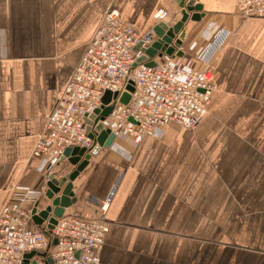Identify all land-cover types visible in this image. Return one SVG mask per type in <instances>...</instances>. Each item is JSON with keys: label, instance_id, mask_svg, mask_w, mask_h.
<instances>
[{"label": "crops", "instance_id": "crops-1", "mask_svg": "<svg viewBox=\"0 0 264 264\" xmlns=\"http://www.w3.org/2000/svg\"><path fill=\"white\" fill-rule=\"evenodd\" d=\"M198 1L205 14L188 20L182 59L202 70L205 49L221 43L199 124L138 142L119 134L73 181L68 212L95 216L111 196L101 264H264V17L242 18L237 0ZM115 4L142 32L160 9L167 22L181 16L173 0H0V212L20 194L27 209L51 204L33 150ZM61 163L60 175L75 168Z\"/></svg>", "mask_w": 264, "mask_h": 264}, {"label": "built area", "instance_id": "built-area-1", "mask_svg": "<svg viewBox=\"0 0 264 264\" xmlns=\"http://www.w3.org/2000/svg\"><path fill=\"white\" fill-rule=\"evenodd\" d=\"M237 13L243 18L264 17V0H237ZM168 14L160 9L156 22ZM158 39L154 28L142 32L126 21L116 4L105 10L34 147L33 156L41 160L42 168L48 167L49 174L61 162L66 148L90 150L94 146L97 122L92 119L89 124L87 119L107 106L103 102L107 91L118 92V96L109 103L113 108L102 119L104 127L117 135L125 133L136 142L148 133L161 135L164 127L173 123L187 129L199 124L214 90L212 60L221 43L205 49L200 57L206 64L202 70L176 53L161 55V51L153 58L154 66L146 65L150 57L137 62L144 54L138 47H149ZM130 84L133 91L127 88ZM126 92L130 98L123 103L120 98ZM27 196H12L0 212V264H23L25 255L32 251L46 253L32 258L38 264H101L99 250L110 226L107 212L111 196L101 201L95 216L65 211L51 231L47 222L30 227L34 207L23 206Z\"/></svg>", "mask_w": 264, "mask_h": 264}, {"label": "water", "instance_id": "water-1", "mask_svg": "<svg viewBox=\"0 0 264 264\" xmlns=\"http://www.w3.org/2000/svg\"><path fill=\"white\" fill-rule=\"evenodd\" d=\"M180 8L181 17L175 22H167L165 20L160 21L154 26V31L159 39L149 47L139 46L144 54L137 58V62L141 63L148 59L151 60L146 63L148 66H154L155 61L153 58L161 51L167 55L176 53L178 56L183 57L184 51L181 47L183 42L187 38V22L188 20L200 21L204 16L203 5L198 0H173ZM128 90L133 91L134 87L128 85ZM118 92L112 93L107 91L103 97V102L107 106L101 111L100 109L95 110L87 121L89 124L93 123L92 119L96 120V130L98 132L95 138V144L87 150L84 147H68L63 153V159H67L75 168L67 174L57 176L55 172H51L48 177L46 196L52 201L49 206L39 210L40 201H38L33 210L32 217L33 221L42 225L47 222V227L51 231L58 222V219L62 218L66 209L77 202V197L73 191V181L77 178L79 173L89 164L90 159L93 155L98 154L102 148H110L113 141L116 140L117 134L110 128L104 127L102 119L107 117L112 110V106L109 105L113 97H117ZM130 95L128 92L123 93L120 101L128 103ZM109 105V106H108ZM91 127L88 126V130ZM57 177H56V176ZM54 244L57 243L55 238ZM36 255L45 256L46 253H38L32 251L27 253L24 257L23 264H38L37 259H32ZM32 259V261H31ZM48 262L52 263L53 260L48 258Z\"/></svg>", "mask_w": 264, "mask_h": 264}, {"label": "rangeland", "instance_id": "rangeland-1", "mask_svg": "<svg viewBox=\"0 0 264 264\" xmlns=\"http://www.w3.org/2000/svg\"><path fill=\"white\" fill-rule=\"evenodd\" d=\"M181 17V16H180ZM243 18V17H242ZM214 69V62L212 61V70ZM214 88H215V84H214ZM121 136H127L128 138H129V136L127 135V134H125V133H123V134H120ZM132 139V138H131ZM69 164V163H68ZM69 166H67L66 168H68ZM44 169H46V171H48V167L47 166H44L43 167ZM57 169V170H55V174L57 175V176H59L61 173H63V171L64 170H62V168H64V169H66L65 168V166L64 165H62V163L60 162V163H56L55 165H54V169ZM65 173H68V172H65Z\"/></svg>", "mask_w": 264, "mask_h": 264}, {"label": "bare ground", "instance_id": "bare-ground-1", "mask_svg": "<svg viewBox=\"0 0 264 264\" xmlns=\"http://www.w3.org/2000/svg\"><path fill=\"white\" fill-rule=\"evenodd\" d=\"M61 161V160H60ZM109 228H110V226H109ZM108 232H109V230H108Z\"/></svg>", "mask_w": 264, "mask_h": 264}]
</instances>
